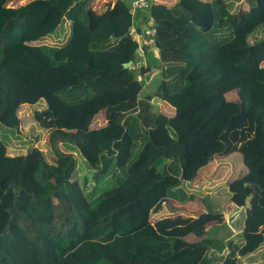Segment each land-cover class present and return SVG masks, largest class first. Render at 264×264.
Instances as JSON below:
<instances>
[{"label": "trees", "instance_id": "1", "mask_svg": "<svg viewBox=\"0 0 264 264\" xmlns=\"http://www.w3.org/2000/svg\"><path fill=\"white\" fill-rule=\"evenodd\" d=\"M95 1L0 0V123L19 132L21 107L44 100L35 117L57 155L12 156L0 137V264H241L264 245V0L235 13L233 0H152L160 59L149 66H138L130 9L99 14ZM65 18V45L39 43ZM138 75H151L145 88ZM232 153L245 171L227 203L185 189ZM79 156L91 181L74 177ZM168 200L198 216L155 220ZM231 204L232 222L243 216L235 237Z\"/></svg>", "mask_w": 264, "mask_h": 264}, {"label": "crops", "instance_id": "2", "mask_svg": "<svg viewBox=\"0 0 264 264\" xmlns=\"http://www.w3.org/2000/svg\"><path fill=\"white\" fill-rule=\"evenodd\" d=\"M118 1H122L125 3V5L133 11H130L132 14V19H133V24H132V28H131V35L132 37L139 43V48L141 49V51L139 52V63L138 66H149V65H158L159 64V59H160V55H159V50L157 48L154 47L153 43H151V35L149 34L148 31L152 30V21L150 19V10L149 8H141V9H132L133 8V4L135 3V1L137 0H96L94 2V7L93 9L101 14L107 11V9L113 7V5L118 2ZM161 3L167 4L168 6H174L178 3V0H158ZM244 0H233L230 2V8H231V12L235 13L237 11V7L243 3ZM152 2V0H151ZM71 33H72V22L70 20H68L67 18H65L62 23L59 25V27L56 29V31L48 36V42H50L52 45L61 47L63 45H65L70 37H71ZM149 77L151 79V75H147V76H140L139 79H143L144 81H146V83H148L149 81ZM157 103H160V101H158ZM154 104V102H153ZM162 105V104H160ZM155 106V105H154ZM163 107V108H162ZM164 104L161 106L160 109L167 111L168 113H173V110H171V108H164ZM155 108H157L155 106ZM237 153H232L231 155L227 156V157H223V158H218L216 160L217 164H216V169L214 171V173L212 174V177H218V171L220 168V161L227 159H230V156L236 155ZM238 155V154H237ZM211 177V178H212ZM208 180L206 183H203L201 185H191L189 183H186L185 186H189V192L191 194H195L197 196H201L200 192L207 190L208 184L211 181ZM227 183V182H226ZM191 188V189H190ZM225 195H224V199H220L217 195L216 189L212 188L211 191H208L205 193L208 195H211L213 198H215L218 202L224 205L225 203H227L228 199H229V195L227 194V185H226V190H225ZM203 195V194H202ZM185 205H180L177 202L173 201V200H168L166 202V204L164 205V208L154 217L155 220L163 218V217H167V216H182L185 215L187 212L191 213L192 216L189 217H196L198 216L196 213L189 211L187 209H185L184 207ZM238 209L236 207H234L233 204H231L228 208H226V211L223 212V222H225L228 226V228L230 230H232L233 232V237L237 236V234L239 232L242 231L243 229V216L239 215L238 216V220L236 223L232 222V216L236 213ZM189 237V238H188ZM187 239L192 240L194 239V235L188 236ZM264 251V245L254 254L249 255L248 257H244L245 260H248L249 258H253V257H258L260 256ZM261 262V261H260ZM263 264V263H260Z\"/></svg>", "mask_w": 264, "mask_h": 264}, {"label": "rangeland", "instance_id": "3", "mask_svg": "<svg viewBox=\"0 0 264 264\" xmlns=\"http://www.w3.org/2000/svg\"><path fill=\"white\" fill-rule=\"evenodd\" d=\"M243 3H241L237 7V9H239L240 7H243ZM257 32H260L263 35L264 27L263 26L260 27ZM47 40L48 38H45L39 43L51 46L52 44L48 42ZM139 77L140 75L137 76L138 80H140ZM141 81L144 83V88H145L148 85V83H146V81H144L143 79H141ZM152 90H153V86H150L146 89V91L144 90V92H148ZM232 96L237 98V93L233 92L232 94H230L229 97H232ZM153 102H154V105L157 107L155 108L156 111H158V109H160L161 102L157 103L158 100L156 99H154ZM46 108L47 107H46V103L44 100H41L37 104H33V105H29V104L23 105L21 109L19 110V116L22 118V121H23L21 130L19 132H12V133L10 131L8 132L7 131L8 128H6L0 123V137L4 139V141L6 142L8 146L7 150H8L9 155L16 156V155L25 154L30 148L37 147L44 153L45 159L48 163L50 164L54 163V159L57 157V155L55 151L52 149V146L50 144L49 137H48L49 132L47 131V129H45V127H43L39 123V121H37L38 119L35 117V113L37 111L40 112V111L45 110ZM58 148H60L62 151L68 152L66 144L58 142ZM134 154L136 156L137 152L135 151ZM75 155H76V152H75ZM79 157L80 158L78 161V167H77L74 177L80 180L81 183L85 182L84 176L89 178V180L91 181L93 178L94 172L92 169L87 168L82 157L81 156ZM167 164H168V161H162L161 165L159 166V169L161 170ZM244 171L245 170H243V164L241 162L240 156L237 154L230 156L229 160L227 159L221 160L220 168L217 174L218 177H212L210 183L208 184V187H205L207 188V190L201 191L200 194L201 193L205 194L206 192L211 191L212 188L213 189L215 188L218 194L217 196L223 200L225 192H226L225 191L226 185H227L226 182H228L230 179L238 175H241ZM90 187H91V184H88V186H86L85 188L88 194L91 193ZM188 187L189 186H185V189L187 191H189ZM182 216L183 218L186 219L187 217L192 216V215L191 213L187 212L185 215H182ZM191 235L193 234H190L189 236ZM240 263L241 264H260V263L264 264V251L260 256L249 258L248 260H245L244 257L240 258Z\"/></svg>", "mask_w": 264, "mask_h": 264}, {"label": "built area", "instance_id": "4", "mask_svg": "<svg viewBox=\"0 0 264 264\" xmlns=\"http://www.w3.org/2000/svg\"><path fill=\"white\" fill-rule=\"evenodd\" d=\"M151 5V0H137L135 1V3L133 4V8L132 9H141V8H149ZM133 11V10H130ZM149 34L151 35V38L154 34L153 30L148 31ZM151 43H153V39L151 40Z\"/></svg>", "mask_w": 264, "mask_h": 264}, {"label": "water", "instance_id": "5", "mask_svg": "<svg viewBox=\"0 0 264 264\" xmlns=\"http://www.w3.org/2000/svg\"><path fill=\"white\" fill-rule=\"evenodd\" d=\"M117 39H118V38H114V40H117ZM140 51H141V49L138 48L137 53L139 54ZM131 66H132V62H128V63L124 64V68H130ZM247 185H248V186H251L250 183H248ZM252 197H254V193H252V194L248 197V199H247V201H248V206H247V208L250 207V198H252ZM247 208H246V211H247Z\"/></svg>", "mask_w": 264, "mask_h": 264}]
</instances>
